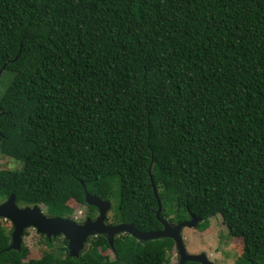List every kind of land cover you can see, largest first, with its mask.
<instances>
[{
    "label": "trees",
    "instance_id": "trees-1",
    "mask_svg": "<svg viewBox=\"0 0 264 264\" xmlns=\"http://www.w3.org/2000/svg\"><path fill=\"white\" fill-rule=\"evenodd\" d=\"M0 72V154L22 164L0 169V202L40 196L68 219L77 202L94 219L87 191L116 204L113 225L158 231L152 168L163 219L221 217L236 264H264V0H0ZM12 233L0 220V264H172L175 250L99 236L75 259L62 237L27 261Z\"/></svg>",
    "mask_w": 264,
    "mask_h": 264
},
{
    "label": "water",
    "instance_id": "water-1",
    "mask_svg": "<svg viewBox=\"0 0 264 264\" xmlns=\"http://www.w3.org/2000/svg\"><path fill=\"white\" fill-rule=\"evenodd\" d=\"M1 73L2 72H0V76ZM151 169V184L159 206L157 220L163 226L162 230L141 232L135 227V224L108 225V214L111 211L112 203L110 201H104L96 196H91L87 193L85 187L86 204L96 208L99 216L95 221L87 219L83 224H79L75 220L68 218H52L44 214L42 209L38 206L33 208H21L16 203L15 195H11L7 201L0 204V220L8 221L13 226L12 240L8 251L21 252L25 233L30 229L36 230L39 235L46 237L49 241L64 237L68 241L69 256L75 259L80 258L82 253L87 249L89 241L93 238L105 236L110 246L114 248L115 239L120 235L127 234L140 242L160 239L173 240L179 256L178 264H187L189 262L214 264L209 260L206 254L199 256L190 255L184 243L183 231L186 228H198L202 223L201 218L191 216L190 220L173 225L168 220L161 217L163 206L151 175Z\"/></svg>",
    "mask_w": 264,
    "mask_h": 264
},
{
    "label": "rangeland",
    "instance_id": "rangeland-1",
    "mask_svg": "<svg viewBox=\"0 0 264 264\" xmlns=\"http://www.w3.org/2000/svg\"><path fill=\"white\" fill-rule=\"evenodd\" d=\"M1 92V88H0ZM22 164L18 163L11 158L0 154V169L3 171H16L21 170ZM33 204L29 207H40L44 214H47L46 208H44L40 196H36L33 199ZM69 206L73 209L74 215L71 217L79 224H83L87 218V208L82 203L70 202ZM116 204L112 203V207ZM24 208V207H21ZM114 211L111 210L108 214V225L114 224ZM4 225L7 229H13L10 222L4 220ZM209 227L207 229L200 230L186 228L183 231L184 243L187 252L193 256H199L206 254L209 260L214 264H236L238 259L243 253V242L239 239L229 237V231L225 227L222 218L216 217L209 221ZM63 242V238H56L50 241V245H47L45 238L39 235L36 230L30 229L26 231V236L23 239V246L28 249V258L30 260H40L43 258L46 252L57 249ZM89 248V245L87 249ZM86 249V250H87ZM102 255L109 257L111 260L115 259L112 251L107 250L102 252ZM171 263L178 264L179 256L175 249L171 255Z\"/></svg>",
    "mask_w": 264,
    "mask_h": 264
},
{
    "label": "flooded vegetation",
    "instance_id": "flooded-vegetation-1",
    "mask_svg": "<svg viewBox=\"0 0 264 264\" xmlns=\"http://www.w3.org/2000/svg\"><path fill=\"white\" fill-rule=\"evenodd\" d=\"M7 201V200H6ZM5 202V201H4ZM4 202H0V204H2V203H4ZM99 216V213L97 212V215H96V217L94 218V219H91V218H86V220L87 219H91L92 221H95L96 219H97V217ZM107 222H108V220H107Z\"/></svg>",
    "mask_w": 264,
    "mask_h": 264
}]
</instances>
